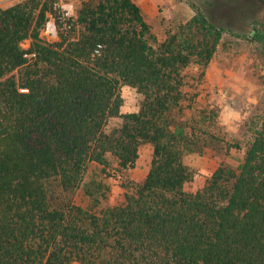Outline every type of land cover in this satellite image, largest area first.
<instances>
[{"label":"trees","instance_id":"16d2710c","mask_svg":"<svg viewBox=\"0 0 264 264\" xmlns=\"http://www.w3.org/2000/svg\"><path fill=\"white\" fill-rule=\"evenodd\" d=\"M56 2L0 8V264H264V112L239 169L221 163L192 192L184 161L224 142L185 71L255 23L264 0L192 4L162 39L133 0H83L69 27L54 15L48 41L40 33ZM122 85L140 95L134 112L121 114ZM142 143L152 146L145 178L99 209L108 190L89 165L128 170ZM78 188L89 208L67 199Z\"/></svg>","mask_w":264,"mask_h":264},{"label":"rangeland","instance_id":"374dc122","mask_svg":"<svg viewBox=\"0 0 264 264\" xmlns=\"http://www.w3.org/2000/svg\"><path fill=\"white\" fill-rule=\"evenodd\" d=\"M20 0L0 1V8L10 6ZM83 0H57L53 9L54 15L62 8L68 7L74 16ZM142 9L143 15L152 31L162 39L169 28L186 21L195 14L192 4L202 11L208 9L204 0H133ZM49 17H51L49 15ZM251 20V19H250ZM253 24L240 25L234 35L227 34L220 42L218 49L205 67H190L185 71L189 96L196 94L195 106L199 110H214L220 127V136L224 142L215 141L204 148L201 155L185 154L184 161L193 171V179L185 184V190L195 192L222 163L233 169H239L244 157L246 145L259 126L264 112V8L252 15ZM48 41L58 36L40 33ZM30 46V39L22 43L24 49ZM120 93L123 98L121 114L137 110L140 95L129 86L122 85ZM122 118H112L107 129L120 127ZM152 155V146L142 143L139 146L138 158L128 170H120L112 162L102 170L91 163L87 175L90 179L102 182L107 188V200L100 208L121 202L125 193L131 192L134 185L145 178ZM73 204L89 208L92 199L82 188L67 195ZM73 264H80L74 262Z\"/></svg>","mask_w":264,"mask_h":264},{"label":"built area","instance_id":"2783aa9c","mask_svg":"<svg viewBox=\"0 0 264 264\" xmlns=\"http://www.w3.org/2000/svg\"><path fill=\"white\" fill-rule=\"evenodd\" d=\"M60 12H61L60 13V19L62 21H64V26L69 27V25H67L66 21L70 20L71 18L74 17L72 10L68 7H65V8H62V10ZM42 31H44L46 35L54 36V37L57 36V26L55 23V19L52 16L46 22V25ZM96 52L99 53V50H97Z\"/></svg>","mask_w":264,"mask_h":264},{"label":"crops","instance_id":"0c3cea01","mask_svg":"<svg viewBox=\"0 0 264 264\" xmlns=\"http://www.w3.org/2000/svg\"><path fill=\"white\" fill-rule=\"evenodd\" d=\"M0 1H9V0H0Z\"/></svg>","mask_w":264,"mask_h":264}]
</instances>
